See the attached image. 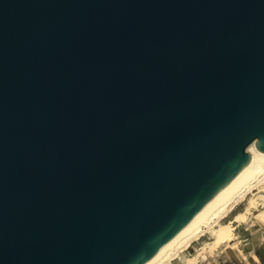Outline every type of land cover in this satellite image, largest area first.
<instances>
[{
    "label": "water",
    "instance_id": "1",
    "mask_svg": "<svg viewBox=\"0 0 264 264\" xmlns=\"http://www.w3.org/2000/svg\"><path fill=\"white\" fill-rule=\"evenodd\" d=\"M264 153V0H0V264H142Z\"/></svg>",
    "mask_w": 264,
    "mask_h": 264
},
{
    "label": "bare ground",
    "instance_id": "2",
    "mask_svg": "<svg viewBox=\"0 0 264 264\" xmlns=\"http://www.w3.org/2000/svg\"><path fill=\"white\" fill-rule=\"evenodd\" d=\"M253 143V141L250 142L246 147L247 152L251 155L250 162L187 224L142 264H169L170 258L187 246L191 239H198L204 232L211 230L212 239L202 243L195 249V254L186 256L180 263L193 264L195 255L199 254L204 246L207 245L208 248L217 246L220 242H225L230 238L234 227L233 222H237L255 205V198L249 194H252L256 188L257 192H264V153L249 150L248 148ZM241 201H245L243 210L234 212L231 217L223 220ZM253 217L252 225L255 222L264 225V208L259 209Z\"/></svg>",
    "mask_w": 264,
    "mask_h": 264
},
{
    "label": "rangeland",
    "instance_id": "3",
    "mask_svg": "<svg viewBox=\"0 0 264 264\" xmlns=\"http://www.w3.org/2000/svg\"><path fill=\"white\" fill-rule=\"evenodd\" d=\"M256 190L257 188L249 194L255 198V205L237 222H233L234 227L230 238L217 246L209 248L207 245L204 246L202 251L195 255L193 264H264V225L256 222L252 225L254 214L264 208V192ZM244 206L245 201H241L223 220L231 217L234 212L243 210ZM211 239V230L204 232L198 239H191L187 246L170 258L169 264H180L186 256L195 254L197 247Z\"/></svg>",
    "mask_w": 264,
    "mask_h": 264
}]
</instances>
